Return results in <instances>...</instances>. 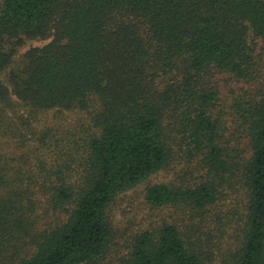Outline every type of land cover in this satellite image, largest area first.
Returning a JSON list of instances; mask_svg holds the SVG:
<instances>
[{
    "label": "trees",
    "instance_id": "trees-1",
    "mask_svg": "<svg viewBox=\"0 0 264 264\" xmlns=\"http://www.w3.org/2000/svg\"><path fill=\"white\" fill-rule=\"evenodd\" d=\"M11 39L49 42L14 62ZM263 61L264 0H5L0 264L103 262L112 203L168 170L174 142L185 175L144 197L167 222L121 264H264ZM215 74L260 82L229 129ZM52 113L81 116L60 132ZM228 196L240 207L221 216Z\"/></svg>",
    "mask_w": 264,
    "mask_h": 264
},
{
    "label": "rangeland",
    "instance_id": "rangeland-1",
    "mask_svg": "<svg viewBox=\"0 0 264 264\" xmlns=\"http://www.w3.org/2000/svg\"><path fill=\"white\" fill-rule=\"evenodd\" d=\"M4 1L5 0H0V7ZM11 40L14 45V62L21 60L22 56L30 49L36 47L40 48L49 42V40L41 41L34 39L24 40L23 43L18 44L17 39ZM8 46L9 49L13 47L11 44ZM210 75L206 76L210 81L208 82L212 87L219 89L217 111L222 119L221 121L226 128H232L235 122V116L238 117V105H242V103L248 99L250 93H254L255 90L259 89L260 82L253 85H242L237 84L229 75L215 74L213 77H210ZM64 116L65 117L59 116L57 118L53 113L48 117L42 115L41 125L52 127L55 130L61 129V132L62 129L69 130V122L78 119L81 115H70L66 113ZM84 116L87 119V116L82 114V118H84ZM228 135L230 136L231 133H228ZM234 135L236 137L239 136V134ZM59 146L61 151H63L64 146H67V144L61 143ZM173 150L175 156L168 170L160 171L149 177L143 184L119 194L112 203L109 209V218L114 234L113 242L107 257L99 264H121V259L128 253L127 251L135 235L148 229H157L162 222H167V211L152 209L147 205L144 197L148 187L157 183L168 182L174 177L182 178L185 175L187 166L183 165L186 156L183 153L184 150H180L177 142L173 143ZM54 153H60V151L55 148ZM71 167L73 169L75 168V166ZM238 202V196H228L223 199L220 202L218 210L221 212V216H224L228 211L239 209L240 206H237ZM57 217L58 216L55 214L52 215L51 212L41 216L44 223L53 221ZM209 240L214 242V238H209ZM216 255L217 257L219 256L217 251ZM214 264H219V259L216 260Z\"/></svg>",
    "mask_w": 264,
    "mask_h": 264
}]
</instances>
